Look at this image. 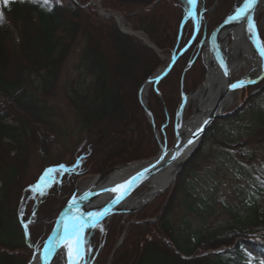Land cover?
<instances>
[{
	"label": "trees",
	"instance_id": "16d2710c",
	"mask_svg": "<svg viewBox=\"0 0 264 264\" xmlns=\"http://www.w3.org/2000/svg\"><path fill=\"white\" fill-rule=\"evenodd\" d=\"M65 1L72 7L62 5ZM101 1L102 10L121 14L132 31L142 33L163 54L176 48L179 54L194 35V21L183 24L188 0ZM90 2L0 0V264H28L37 250L23 226L25 192L37 181L26 182L28 165L37 151L44 174L64 165L70 153L66 135H61L46 105L70 59H76L72 77L62 90L86 138L63 176L74 184L81 177L103 175L159 152L138 99L140 88L162 65L159 55L142 40L122 33L113 19L100 17ZM235 2L198 0L203 22L194 45L161 81V97L153 88L149 93V110L162 137L182 101L185 69L192 64L184 76L187 94L203 83L206 71L199 45L205 31L222 24ZM263 102L264 81L247 97L244 108ZM232 119H239V113L217 120L206 135L215 134L210 132L219 121ZM49 140L56 144L55 158ZM196 190L197 182L188 179L185 169L167 200L136 214L126 231L121 216L112 217L100 235L88 231L87 251L102 250L96 264H264V161L237 189L236 205L226 208L228 219L217 225L210 224L211 217L198 224L186 219L176 229L171 221L176 202L181 196L185 201L195 198ZM124 232L123 242L115 247Z\"/></svg>",
	"mask_w": 264,
	"mask_h": 264
},
{
	"label": "rangeland",
	"instance_id": "374dc122",
	"mask_svg": "<svg viewBox=\"0 0 264 264\" xmlns=\"http://www.w3.org/2000/svg\"><path fill=\"white\" fill-rule=\"evenodd\" d=\"M101 2V0H91L90 2L92 6L97 7V12L100 17L105 18L102 15V12L106 14L117 13H107L102 10ZM61 3L68 8L72 7L70 2L65 1L64 3ZM238 3V0H236L233 8ZM200 18L201 21H199V25H201L203 22V15L198 14V19L200 20ZM113 20L118 29L121 31L116 20ZM255 21L259 30L260 38L264 43V8L257 10ZM127 27H129L128 24ZM206 32L207 31H205L202 41L204 37H206L207 40L208 36L211 34V32ZM202 48H200L199 45V49L201 50L202 65L206 71L205 77L203 83L194 92L187 94L184 90L185 88H183L186 96L194 94L205 85L207 79V68L203 58L204 48L203 50ZM173 53L174 51L170 55L163 54L162 52H160V55L157 53L162 65L157 69L154 75L160 69L166 67V65L172 59ZM75 60V58H72L68 61L62 72L60 82L55 91V95L46 100V105L53 113V121L55 122L56 126L62 130L61 135L65 134L67 138L65 144L70 149V153L63 161V166H65L66 169L73 165L75 158L83 148L86 138V133L79 132L75 115L68 106L62 90L64 82L70 76L72 77L71 73ZM263 81L264 79L259 84H256L257 86L253 85L243 89L241 96L239 99H237L235 105H233V107L227 112L223 113V115H225L224 118H226L229 117L233 112H237L239 113V119L219 121L214 126L216 127L215 131L210 132L215 134L204 136L199 149L182 168L181 172H183L185 169L187 170L188 179L197 182V190L194 194L195 198H189L187 201H185L183 196H181V198L176 202L171 215V221L173 222L176 229L178 228L180 230L182 228L183 221L186 219L198 224L201 222L202 218L211 217L212 219H210V224L214 223L216 225L219 223V221L228 219L229 215L226 208L227 206L236 205L237 201L235 193L237 189L241 186V184H243V181L247 178L249 173H253L256 170L261 169V165L264 161V102L262 104L255 105L249 110L244 108V103L250 93L254 92ZM251 87H253L252 90H250ZM196 111L197 103L191 100L183 112V122H188L190 119H192ZM172 121V125L169 126V129L166 131V133L165 130L162 133L163 137L159 133L162 143H165L168 148H171L176 141L177 113ZM168 123L169 122L167 121L166 125H168ZM225 143L231 145V147L225 146ZM47 144L50 149L49 151L51 152V157L55 158L57 155L56 144L53 140H49ZM158 154L159 152L154 158L144 161L153 160L158 156ZM30 156L31 158L28 165L26 182H28V184L32 183L36 178L37 181L35 186L27 189L25 192V198L22 206V212L24 210L25 213L23 226L25 227V225H27V228L25 229L27 230V234L31 236L34 245L37 247V250L32 255L28 264L31 262L35 253L42 249L46 239L51 234L57 219L59 218L62 211L67 207L69 202L73 198H77L81 190L90 181L101 176H84L72 184V181V183H70L63 176L64 171H56L54 173L48 174L49 176H54V182L42 180V177L45 175V173L41 174L42 164L40 155L37 153V151H34ZM174 184L175 182L163 195L157 197L154 201L143 206L138 211L128 214L116 215V217H122V224L125 225V231L129 223L136 221V214L167 200V196L169 195ZM145 190L146 186L142 187L134 195H140L144 193ZM201 198H204L205 202H201V200L197 202L198 199ZM32 199L37 201L33 202L31 201ZM207 205L209 206L207 207ZM111 220L112 218L102 221L103 230L104 226L107 225ZM28 226L30 228V233H28ZM45 227H47L46 230H44ZM93 230H97L99 235L103 233L99 226H96L90 231ZM46 233H48L47 237H45ZM43 235L44 238H42ZM124 235L125 232L119 237V239L115 241V247H118L123 242ZM101 253V249L96 252H89L86 250L85 264H96V259L102 255ZM111 257H109V260ZM57 264L64 263L59 261Z\"/></svg>",
	"mask_w": 264,
	"mask_h": 264
},
{
	"label": "bare ground",
	"instance_id": "6f19581e",
	"mask_svg": "<svg viewBox=\"0 0 264 264\" xmlns=\"http://www.w3.org/2000/svg\"><path fill=\"white\" fill-rule=\"evenodd\" d=\"M238 2L239 3L236 5L237 8L244 6L247 0H238ZM261 8H264V0L260 1L257 10ZM102 15L106 17L108 15L113 16L122 31L130 33L132 34V36H136V38L138 37V39L142 40L144 43H149L148 39L142 33H135L131 30V28L127 27V23L121 15L117 13L106 14L104 12H102ZM198 21H201V18L200 20L198 19ZM218 43L232 84L256 79L263 74L264 56H261L260 50L254 44V38L249 33L246 18L241 21H234L227 24L218 35ZM149 45L151 44L149 43ZM203 48V58L207 68V79L205 85L197 92L195 96L192 97V99L189 100V102L193 100L197 103V111L192 119H190L188 122H184L181 128L178 129V136L182 141L185 139L186 135L196 129L203 121V119L212 111L213 107L219 100L224 87L226 86V76L221 65L218 63L216 58L211 54L210 50L206 46ZM157 52L160 55V52L158 50ZM161 70L162 69H160L159 71ZM151 88H153V86L148 84L144 87L143 90V102L145 105H148V107L149 93ZM243 89V87H237L231 90L230 94L222 103L220 111L222 114L227 112L230 108L233 107V105H235L237 99H239V97L241 96ZM189 152L187 151L183 158L171 164L159 175L152 178L145 185L146 190L144 193L131 196L129 199L116 206L110 214L122 215L136 212L143 206L154 201L157 197L163 195L176 181V176L180 170L181 163L188 156ZM154 161H151L149 163H135L126 167H121L113 170L103 178H95L94 180L90 181L77 196V206L71 208L69 206L67 207L64 218L73 219L75 217H79V219L85 220L89 219V213L101 212L105 208V205H107V203H109V201L113 199V197L122 187H120L118 191L115 192L106 190L117 188V186H123L135 173L140 171L142 168L150 165ZM107 219L108 218H106L105 220ZM59 239L60 237L55 241L54 252L53 255L49 258L48 264H57L59 261H62L64 264H69V261H72L73 258L76 259L75 251L73 250L72 252H70L68 246L59 244ZM66 244L74 245L75 240H69L66 242ZM82 263L83 261L81 259L79 264ZM29 264H43L40 252L35 253Z\"/></svg>",
	"mask_w": 264,
	"mask_h": 264
},
{
	"label": "water",
	"instance_id": "95a60500",
	"mask_svg": "<svg viewBox=\"0 0 264 264\" xmlns=\"http://www.w3.org/2000/svg\"><path fill=\"white\" fill-rule=\"evenodd\" d=\"M261 0H257V4L254 8V10L252 11L251 14V19H253L255 21V14L257 13V9L259 6ZM190 3V2H189ZM197 6H198V0H196L195 3H190V10L189 13L186 17V19L184 20L183 24H185L186 22H188L189 20H193L194 24H195V31H194V35L192 37V39L189 41V43L186 45V47L180 51L179 54L176 55L177 53V49L174 51L172 59L170 61V63L167 65L166 68L162 69L161 71L157 72L154 76H152L150 79H148L143 86L140 88L139 93H138V99L139 102L141 104V106L143 107L146 116L151 124L155 139L158 143L159 146V154L158 156L150 161H140L137 163H149L151 161H154L153 163H151L150 165L142 168L140 171H138L137 173H135L124 185L123 187L116 193V195L113 197V199L111 201H109V203H107V205H105V208L101 211V212H105L106 210V215L105 218L103 220H105L106 218H111L114 215H111L110 213L112 212V210L118 206L120 203H122L123 201L129 199L131 196H133L137 191H139L142 187H144L152 178L156 177L157 175H159L163 170H165L167 167H169L171 164L175 163L176 161H178L179 159L183 158L185 156V153H187V151L189 152L188 157H186V159H184L181 163L180 166V170L176 176V178L179 176V174L181 173L182 168L186 165V163L188 162V160L193 156V154L199 149V146L202 142V139L204 138V136L206 135V133L212 128V126L214 125V123L225 117V115H223L220 111H221V107H222V103L225 100V98L230 94L231 90L233 89L231 87V85H233L231 83V79L229 77V74L227 72V75L225 74L226 78V86L224 87L223 92L221 93L219 100L217 101V103L215 104V106L213 107L212 111L203 119V121L199 124V126L194 129L193 131H191L190 133H188L185 137V139L182 141L179 139L178 136V129L181 128V126L183 125V112L186 108V106L189 103V100L192 99L193 96H195L197 94L198 91H196L194 94L190 95V96H186L184 91H183V79H184V75L186 73V71L192 66L189 65L183 75L182 81H181V88H182V102L180 104L179 110L177 112V124H176V141L175 144L171 147L168 148L167 145L165 143H162L161 138H160V134L155 126L154 123V119L153 116L149 110L148 105H145L143 102V90L144 87L148 84H150L151 86H153L154 91L156 92L157 96L160 97V92H159V84L161 83V81L170 73V71L172 70V68L174 67L175 63L177 62V60L183 56L184 54H186L190 48L194 45L198 34H199V21H198V17H197ZM245 7L241 6L238 7L235 6L233 8V10L231 11V13L226 17V19L223 21V23L221 25H219L218 27H216L211 34L208 36L207 40L206 37H204L202 43L200 44V48L202 47H207L211 54L216 58V60L218 61V63L221 65L223 71H227L225 63H224V59L221 55V49L218 43V35L220 33V31L229 23L234 22V21H230L228 18L230 16H233L236 11L239 10H243ZM107 19H114L113 16L108 15L107 17L104 16ZM245 19V18H244ZM247 19V18H246ZM243 20V19H241ZM239 20V21H241ZM255 25H256V30L259 33L256 21H255ZM122 33L132 36V34L124 32L121 30ZM182 32V29H181ZM136 37V36H135ZM138 38V37H137ZM181 39V34L179 36V41ZM259 40L260 42L263 43V41L260 38L259 35ZM148 45L149 43L146 42ZM254 44L255 46L259 49V45L256 39H254ZM149 47L151 49H153L155 52H157V50L149 45ZM158 53V52H157ZM204 57V56H203ZM223 65V66H222ZM264 79V72L263 74L256 78V79H252V80H247L242 82L243 84V88H247L256 84H259L262 80ZM237 84V83H236ZM135 164V163H132ZM131 165V164H129ZM129 165H125L122 167H126ZM121 168V167H120ZM115 170V169H114ZM113 170H110L109 172H107L106 174H103L99 177L96 178H103L104 176H106L107 174L111 173ZM175 178V179H176ZM126 191V195H123V198L119 200V202H115L116 198L118 196H121L123 193H125ZM92 194H97V193H92ZM76 199V198H75ZM73 199L69 202V204L67 205V207L72 203ZM67 207L62 211V213L60 214L59 218L56 221V224L51 232V234L49 235V237L46 239L42 249L39 251L41 256H42V260H43V264H48L49 258L53 255L54 252V244L55 241L57 240V238L61 237L64 234V229L66 226H68L73 219H65L64 215H65V211L67 209ZM79 223L83 228V231L80 233V239L82 241V247H83V253H82V261L83 264L86 263L85 259H86V235L87 232L89 230L94 229L96 226H93L90 223V218L89 219H79ZM73 260H75V258H73ZM72 260V261H73ZM70 264V261H69Z\"/></svg>",
	"mask_w": 264,
	"mask_h": 264
},
{
	"label": "snow or ice",
	"instance_id": "6c2138e0",
	"mask_svg": "<svg viewBox=\"0 0 264 264\" xmlns=\"http://www.w3.org/2000/svg\"><path fill=\"white\" fill-rule=\"evenodd\" d=\"M45 3H47V0H44ZM190 3H195L196 0H189ZM257 4V0H247L245 7L243 10H237L236 13L233 16H230L228 19L230 21H239L241 19L247 18V25H248V30L250 35L257 40L260 50V54L261 56H264V44H262V42H260L259 40V33L256 30V25H255V21L253 19H251V14L252 11L254 10L255 6ZM223 66V65H222ZM225 74L227 75V71H225ZM232 88H237V87H243L242 83H237V84H233L231 85ZM66 168L65 166L61 165L59 166L58 169H48L46 170L45 175L42 177V180H48L50 182H54V176H49V173H54L56 171H65ZM120 187L123 186H117V188L114 189H108L106 191H118V189ZM123 195H126V191L125 193H123L121 196H118L116 198L115 202H119L120 199L123 198ZM78 204V201L73 198L72 203L69 205V207H76ZM106 215V210L105 212H99V213H89L88 216L90 218V223L93 226H99L100 230L103 231V225H102V221L105 218ZM25 228H27V225H25ZM83 231L82 226L79 223V217H75L73 218L72 222L65 227L64 229V234L62 237H60L59 239V244H64L66 246L69 247V251L72 252L73 250L75 251L76 254V259L73 261H70V264H79L80 260L82 259V253H83V247H82V241L80 239V233ZM69 240H75V244L74 245H67L66 242Z\"/></svg>",
	"mask_w": 264,
	"mask_h": 264
}]
</instances>
